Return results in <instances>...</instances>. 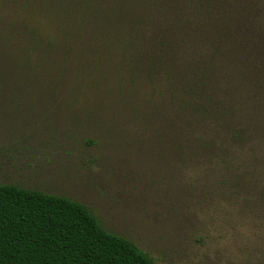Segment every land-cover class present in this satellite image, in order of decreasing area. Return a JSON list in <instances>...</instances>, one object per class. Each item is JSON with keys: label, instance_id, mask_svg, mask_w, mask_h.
I'll return each instance as SVG.
<instances>
[{"label": "trees", "instance_id": "16d2710c", "mask_svg": "<svg viewBox=\"0 0 264 264\" xmlns=\"http://www.w3.org/2000/svg\"><path fill=\"white\" fill-rule=\"evenodd\" d=\"M159 5L0 0V149L62 120L167 209L210 198L264 221V0ZM0 264L154 263L84 205L0 184Z\"/></svg>", "mask_w": 264, "mask_h": 264}, {"label": "rangeland", "instance_id": "374dc122", "mask_svg": "<svg viewBox=\"0 0 264 264\" xmlns=\"http://www.w3.org/2000/svg\"><path fill=\"white\" fill-rule=\"evenodd\" d=\"M156 1L158 11L174 2ZM56 128L45 144L4 143L0 184L84 205L106 231L132 242L154 264H264V221L253 208L210 198L198 205L189 197L173 212L159 189L127 174L125 159L68 139L62 120ZM183 185L180 180L176 189Z\"/></svg>", "mask_w": 264, "mask_h": 264}]
</instances>
